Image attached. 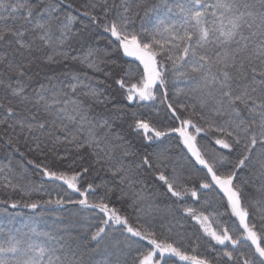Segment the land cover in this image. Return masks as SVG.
Masks as SVG:
<instances>
[{"label": "snow or ice", "instance_id": "6c2138e0", "mask_svg": "<svg viewBox=\"0 0 264 264\" xmlns=\"http://www.w3.org/2000/svg\"><path fill=\"white\" fill-rule=\"evenodd\" d=\"M99 39L122 56H99L93 46ZM72 41L87 45L82 56L69 55ZM69 59L103 73L97 85L112 93L105 95L85 83L91 79L86 73L73 71L62 73L67 83L47 76V84L33 86L41 62ZM157 102L165 108L160 125L141 112ZM95 105L108 115L94 113ZM125 118L147 145L157 142L158 150L146 152L139 163H125L134 153L112 128ZM0 127L6 134L11 130L6 144L17 153L21 139L36 149L49 141L53 148L67 144L78 154L87 151L112 177L85 188L90 167L74 170L73 160L69 173L29 160L63 195L0 200V264H264V0H82L78 6L75 0H0ZM165 138L177 141L186 165L178 166L159 148ZM145 170L158 182L151 192L136 187L144 184L139 177ZM26 171L9 157L0 164V186L25 196L43 189ZM188 181L198 186L189 188ZM121 185L129 189L128 206L137 220H148L134 225L110 207L116 188L121 199L129 196ZM96 188L104 194L90 200ZM187 196L198 203L203 196L201 208L183 203ZM177 202L203 237L164 235L173 232L172 220L163 221L175 218ZM21 206L41 211L17 227L20 214L9 208ZM44 206H55L62 223L41 228ZM225 214L238 223L221 224L217 217ZM200 247L207 255L197 253Z\"/></svg>", "mask_w": 264, "mask_h": 264}, {"label": "trees", "instance_id": "16d2710c", "mask_svg": "<svg viewBox=\"0 0 264 264\" xmlns=\"http://www.w3.org/2000/svg\"><path fill=\"white\" fill-rule=\"evenodd\" d=\"M82 0H75L76 6H78ZM80 25L77 23L75 25V28H79ZM102 32V30H101ZM93 46L97 49H99V56H103L104 52L107 51L111 58H117L122 56V53L115 52L111 46L107 44V41L104 39H99L96 41ZM87 45H79L75 41H72V47L68 49L70 56H82L84 51L86 50ZM96 57H93L95 59ZM130 59V58H128ZM101 67H105V65H101ZM33 71H36V65H33ZM77 72L78 74H81L83 77V74L86 73L88 77H90V80H85V83H91L93 86H99L104 92L105 95H109L112 93L113 89H108L106 85H97L98 81L105 80V77L103 73L101 72H95L92 69L87 68L85 65H82L79 63V61H73L71 59L64 61L61 60L58 64H45L43 62L40 63V69H39V75H34L32 84L33 86L39 85V83H45L47 84L48 81L46 79L47 76H56L60 80H63L65 83H67V78L62 75V73L65 72ZM182 86V85H181ZM80 91H86V89H81ZM172 92L169 91V96L171 97ZM159 111L160 115L156 116V111ZM93 112L96 114H102V115H108L107 109L102 105H95L93 108ZM141 112H143L145 115H152L154 119L156 120L157 124H163L165 123L161 117L163 116L165 112L164 105L160 103H156V107L154 109H141ZM130 121L125 118L124 120H117L114 121L112 124V128L114 132H120L123 137V143L127 146H130V151L134 153V155H131L126 158L125 163H131L135 161L136 163H139L142 159L143 155L146 154V152H152L154 150H158L156 148V143L154 142L153 145H147L146 142L142 141V139L139 136H136L133 134L128 128L127 124ZM58 135H62L60 133H57ZM9 135H13L11 133V130L6 134L3 127H0V164H4L8 162V158L10 157L12 159L13 166L17 168V170H20L22 167L23 169H26L25 176L27 179L31 180L33 184L36 187H39V185L44 184V188L40 189L39 191H34L30 196H25L22 193H20L18 190L13 191L12 189H5L2 186H0V200H7L10 202L12 201H20L23 202H33L36 200H48L52 199L55 200L58 198V195H63V192H60L59 190H53V185L51 181H48L47 178H44L41 176L39 170H37L33 164H29L28 161L32 160L37 163H43L49 166H52L58 170L61 171H69L71 170L68 168V165L75 160L76 164L73 166L74 170H79L81 166L90 167V173L86 177L84 183V187H87V183H92L93 185H99L104 181L111 182L112 177L111 173L108 172L107 166H101L94 164L93 158L90 156V154L87 151H84L82 153H77L74 148L70 145H56L54 148L51 145V142H48V146L41 145V149H36L35 144L29 140L28 144H24L23 140L21 139L20 143L16 144V147L20 149V152H15L14 148L6 144V140L8 139ZM29 147H31L33 150L30 151ZM218 147V146H217ZM159 148H166L168 150V155L172 156L175 160L177 165H186V160H181L179 158V154L181 152L180 147L177 146V141L174 139L169 140L168 138H165L162 143H159ZM20 153H23V156L20 155ZM83 155V160H81L79 157ZM64 156L66 157L65 160L61 161L60 157ZM243 175V174H242ZM139 179H142L144 181L143 185H136V187L139 189L140 187H146L148 192H151L153 190V186L157 184L158 182L154 179V174L151 171L145 170L143 171L142 175L139 177ZM111 186V184H110ZM198 186V181H188V187H196ZM66 189V186H64ZM120 188H124L125 192H129V189L126 185H121ZM71 192V190H67ZM105 189L104 188H96V195H89L90 200H94L97 196L103 195ZM161 191L163 189L161 188ZM253 195H255V192L253 190ZM120 189L116 188L113 193H111V199L109 201L110 207H115L120 210L122 215H127L129 217V221L131 223L139 224L143 223L146 220H148L147 217H143L141 220H137L136 213L132 207H129L130 201V192L129 196H125L123 199L120 198ZM74 199H79L78 194H73ZM173 200L175 198H172ZM204 197H201V202L198 203L196 200L190 196L185 197V200L183 203H185L188 206H192L194 208L200 209L201 204L203 202ZM160 203L161 207L163 208L165 206V203L163 201V198L157 201ZM171 201H169L170 203ZM180 202H177V204L174 207V219L170 216L167 219L163 221V223L167 224L168 220H172V224L174 225L173 232L168 233L164 232V235L172 236L174 238V234L176 232H183L186 234H192V233H198L203 237V233L200 231L199 225H197L191 217L186 216V214L183 212L182 208L179 206ZM213 207H216V204L213 203ZM0 207H3V205H0ZM76 206L74 205H65L66 209H73ZM45 212V215L42 218V222L40 224L41 228L47 229L49 226H52L54 223H62V221L56 220V214L57 210L55 209V206H44L42 209ZM211 211V208L208 209ZM10 212L19 213L16 217V226L19 227L20 224L27 220L30 216L35 215L41 209L36 210V213L33 212V210L24 208V207H18L17 209H11L9 208ZM220 213H225V208L223 206L219 207ZM62 215L65 217L67 216V212H63ZM0 219H3L2 216H0ZM219 222L221 224L227 223V225H231L235 218L229 219V216L227 214L221 215L217 217ZM255 222L259 224V220L254 218ZM238 223V221H235ZM162 223V221L157 218L156 221H154V224L156 225L158 234L160 233L161 229L159 225ZM213 226L215 227V222L213 223ZM210 238L204 237L203 240H209ZM203 240L201 243H203ZM214 243V242H212ZM195 246V245H193ZM191 251V249H189ZM197 253L202 255H207L205 252V249L203 247L197 248Z\"/></svg>", "mask_w": 264, "mask_h": 264}, {"label": "rangeland", "instance_id": "374dc122", "mask_svg": "<svg viewBox=\"0 0 264 264\" xmlns=\"http://www.w3.org/2000/svg\"><path fill=\"white\" fill-rule=\"evenodd\" d=\"M194 221V220H193ZM195 222V221H194ZM196 223V222H195ZM197 224V223H196ZM198 225V224H197ZM200 227V226H199Z\"/></svg>", "mask_w": 264, "mask_h": 264}]
</instances>
